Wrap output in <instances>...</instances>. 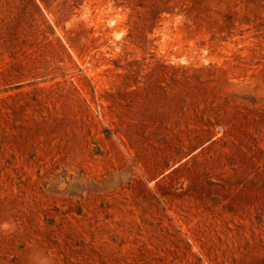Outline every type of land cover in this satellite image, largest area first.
I'll return each instance as SVG.
<instances>
[{
	"label": "rangeland",
	"instance_id": "rangeland-1",
	"mask_svg": "<svg viewBox=\"0 0 264 264\" xmlns=\"http://www.w3.org/2000/svg\"><path fill=\"white\" fill-rule=\"evenodd\" d=\"M190 133L252 140L250 175L264 170V0H0V264H116L92 246L115 242H92L99 217L84 222L65 193L159 177L171 194L242 168L215 167L205 147L180 165L137 160L183 151ZM175 225L164 247L148 233L126 250L150 264H264V220Z\"/></svg>",
	"mask_w": 264,
	"mask_h": 264
},
{
	"label": "crops",
	"instance_id": "crops-1",
	"mask_svg": "<svg viewBox=\"0 0 264 264\" xmlns=\"http://www.w3.org/2000/svg\"><path fill=\"white\" fill-rule=\"evenodd\" d=\"M176 140H186L183 151L171 152L167 156L164 151L138 153L137 160L156 162V164L158 162L157 167H159L160 162L171 159L178 161L180 165L196 157L197 151L205 147L207 152L204 153V159L212 161L215 167L220 165V161H231L232 159L242 161V168H237L233 173L218 169L210 180L208 177L205 185H184L182 189L179 188L171 194L166 193L165 187L158 183L159 177H157V184L153 186L145 185L143 182L136 186L133 184L109 185L92 192L90 196L86 194L91 191L82 186L85 189L75 195L69 193L64 195L66 198L78 199L77 207L84 216V222L92 224L94 218L99 217L98 221L101 222L98 224L97 221L99 235L95 236L92 242H102L100 234L106 233L112 236L115 242L104 244L103 247L102 244L92 246L98 248L102 256L118 259L116 264H150L147 260L149 252L130 253L126 250L129 243L136 242L141 245L140 238L152 233L156 234L159 240L158 248L160 244L164 247V236L169 231L177 232L175 224L178 226L204 224L208 226L207 234H213V226L216 224L236 223L260 226L264 220V170L254 171L250 175V154L245 155L252 140H234L235 143L230 140H196L193 133H190L188 138L181 137ZM113 160L116 159L113 158ZM128 171L125 169L118 173L132 178V173L126 174ZM116 176L118 175L114 173V177ZM98 193L110 194V196H99ZM100 202L104 203V207H97L96 204ZM98 209L104 211L98 213ZM189 231L190 233L196 232L195 229H189ZM258 233L259 230H257V235ZM117 234L119 236H116ZM83 239L87 241L85 236ZM209 240L212 243V238ZM177 241L181 244L183 239L179 236ZM117 242H121L122 249L117 251L116 256H113ZM205 253L206 256L213 255L212 249L209 253L206 250ZM151 264H164V260L153 261Z\"/></svg>",
	"mask_w": 264,
	"mask_h": 264
}]
</instances>
